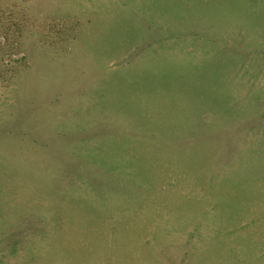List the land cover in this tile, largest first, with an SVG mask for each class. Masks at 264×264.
<instances>
[{"label": "rangeland", "instance_id": "1", "mask_svg": "<svg viewBox=\"0 0 264 264\" xmlns=\"http://www.w3.org/2000/svg\"><path fill=\"white\" fill-rule=\"evenodd\" d=\"M0 264H264V0H0Z\"/></svg>", "mask_w": 264, "mask_h": 264}]
</instances>
